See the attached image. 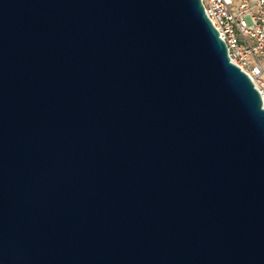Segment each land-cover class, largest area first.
<instances>
[{"label":"water","instance_id":"95a60500","mask_svg":"<svg viewBox=\"0 0 264 264\" xmlns=\"http://www.w3.org/2000/svg\"><path fill=\"white\" fill-rule=\"evenodd\" d=\"M0 264H264V109L200 0H0Z\"/></svg>","mask_w":264,"mask_h":264},{"label":"built area","instance_id":"2783aa9c","mask_svg":"<svg viewBox=\"0 0 264 264\" xmlns=\"http://www.w3.org/2000/svg\"><path fill=\"white\" fill-rule=\"evenodd\" d=\"M200 2L230 62L250 79L264 109V0Z\"/></svg>","mask_w":264,"mask_h":264}]
</instances>
